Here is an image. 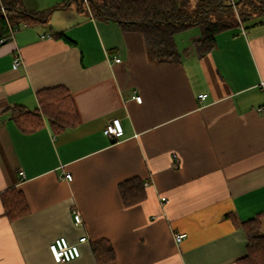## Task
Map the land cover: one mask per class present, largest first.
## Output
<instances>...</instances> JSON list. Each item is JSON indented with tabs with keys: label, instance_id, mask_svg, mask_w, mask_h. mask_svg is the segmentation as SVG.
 I'll return each instance as SVG.
<instances>
[{
	"label": "crops",
	"instance_id": "0c3cea01",
	"mask_svg": "<svg viewBox=\"0 0 264 264\" xmlns=\"http://www.w3.org/2000/svg\"><path fill=\"white\" fill-rule=\"evenodd\" d=\"M24 3L58 9L0 46V264H98L100 240L115 251L107 264H238L243 223L259 217L264 234V15L218 34L203 57L191 27L197 34L175 37L181 63L158 64L143 34L95 19L83 0ZM58 86L73 97L77 126L55 135L45 120L21 132L9 109L37 111L38 93ZM116 118L118 141L105 135ZM131 178L147 197L125 207L119 185ZM12 188L30 208L14 222L1 200ZM59 237H86L82 256L56 263L49 246Z\"/></svg>",
	"mask_w": 264,
	"mask_h": 264
},
{
	"label": "trees",
	"instance_id": "16d2710c",
	"mask_svg": "<svg viewBox=\"0 0 264 264\" xmlns=\"http://www.w3.org/2000/svg\"><path fill=\"white\" fill-rule=\"evenodd\" d=\"M25 0H0V41L11 37V29H21L47 24L55 9L31 11ZM88 0L95 19L117 23L123 31L141 33L145 37L149 57L158 64H178L182 56L175 37L191 28L199 27L201 37L193 41L199 57L205 56L216 46L218 34L240 26L254 15H264V0ZM247 1V3H246ZM64 7H67L64 6ZM62 38L64 34H55ZM8 42V41H7ZM6 42V43H7ZM0 46H2L0 44ZM40 109L29 111L22 106L9 109L12 121L25 134L34 133L45 125V120L55 135L74 128L78 113L70 91L64 86L38 93ZM125 207L143 202L147 195L143 181L131 178L119 185ZM5 216L10 222L24 218L30 208L22 191L15 188L1 194ZM247 237V256L238 264H264V234L259 217L243 223ZM98 264L115 259V251L107 240L92 244Z\"/></svg>",
	"mask_w": 264,
	"mask_h": 264
},
{
	"label": "built area",
	"instance_id": "2783aa9c",
	"mask_svg": "<svg viewBox=\"0 0 264 264\" xmlns=\"http://www.w3.org/2000/svg\"><path fill=\"white\" fill-rule=\"evenodd\" d=\"M233 5H235L234 0H230ZM83 3L87 5L89 8L88 0H83ZM18 31V29H11V37L10 40L13 38L14 34ZM9 39H3L0 41V44H5ZM121 60L116 59L115 62L119 63ZM22 64L21 57L17 56L14 60V66L17 68ZM138 103H141L142 98L140 96L133 97ZM199 99L204 101L206 99V95L199 96ZM263 109L260 108L259 112H262ZM105 135L112 140L118 141L124 136V128L120 119H112L110 123L107 125L105 129ZM20 176L24 178V173L20 172ZM65 179L71 181L72 176L67 174ZM166 198H162V202H166ZM74 221L76 225H81L83 223L82 216L79 212H75L74 214ZM185 234H178L175 236V240L177 244H180L183 239L185 238ZM88 239L83 237L79 240L78 243L73 244L70 243L69 240L65 237H59L52 241L49 246V250L51 255L56 263H67L74 260L79 259L82 256V251L80 245L86 243Z\"/></svg>",
	"mask_w": 264,
	"mask_h": 264
},
{
	"label": "rangeland",
	"instance_id": "374dc122",
	"mask_svg": "<svg viewBox=\"0 0 264 264\" xmlns=\"http://www.w3.org/2000/svg\"><path fill=\"white\" fill-rule=\"evenodd\" d=\"M254 3H256V0H254L253 1ZM246 3H247V1H246ZM87 9V8H86ZM261 17H263V16H261ZM194 28V27H193ZM193 28H190L188 31H183V32H181V33H179V34H182V35H180V36H184V37H186V38H188L191 34H197L196 32H198L197 30V28H195V29H193ZM193 30H195V31H193ZM180 38V37H179ZM180 41V40H179Z\"/></svg>",
	"mask_w": 264,
	"mask_h": 264
}]
</instances>
